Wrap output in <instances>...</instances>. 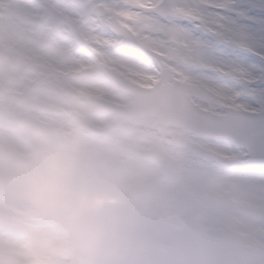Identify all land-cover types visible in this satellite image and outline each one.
Returning a JSON list of instances; mask_svg holds the SVG:
<instances>
[{"label": "rangeland", "instance_id": "1", "mask_svg": "<svg viewBox=\"0 0 264 264\" xmlns=\"http://www.w3.org/2000/svg\"><path fill=\"white\" fill-rule=\"evenodd\" d=\"M108 3L106 7L108 8L109 12L113 11L115 15L119 17L117 3L118 0H107ZM122 2L125 0H121ZM163 0H147L148 3L153 4L154 7H157L161 4ZM169 4L172 7L173 14L175 12H181L187 10L185 7V3L187 0H168ZM3 2V1H1ZM142 2H146L142 0ZM139 4H141L138 1ZM32 5V14H38L41 10V6L39 2L31 3ZM135 9L139 10L140 7L137 6ZM198 18V17H194ZM176 18L172 17V20ZM126 24H129L130 29L134 33V35H138L140 39H137L138 42L145 44L142 38V30L139 29L134 22L129 23L128 21H124ZM171 22V19H170ZM172 26V25H171ZM98 27V30H100ZM234 42V41H233ZM149 45V44H146ZM1 47V46H0ZM151 48V47H150ZM154 49V48H152ZM155 50V49H154ZM163 53V52H162ZM167 54L170 56V53L167 51ZM166 55V53H165ZM235 57L231 64L235 62ZM4 58L6 59L7 56L4 54ZM202 66L209 67L210 69L218 70L221 67H229L227 65L230 64L231 60L220 58V59H211L209 57L201 59ZM228 61V62H225ZM230 61V62H229ZM7 61L4 60L3 64L0 66V75L6 73L4 71V66L6 65ZM230 64V65H231ZM243 69V68H242ZM131 70V69H129ZM243 74V71H241ZM201 78V77H199ZM197 78V79H199ZM191 79H187L190 81ZM214 80L213 76H209V78L202 77V80L199 82H190V87L193 93V96L196 98L197 101L201 102V104H208V107L213 110V105L218 106L219 101L217 100L218 89L213 88L210 81ZM209 81V82H208ZM200 86L202 88H200ZM204 89V90H203ZM211 91L212 95L215 94L214 101L211 100V95L207 94L206 91ZM11 97H9L8 101L10 102ZM116 99V98H114ZM125 101L124 99H122ZM4 100L1 102V106L8 111H11L9 103L5 102ZM13 103V99H12ZM221 104V103H220ZM9 105V106H8ZM96 118V117H95ZM115 119L116 118H112ZM45 121L46 127L49 130L50 136L48 138H38L35 136H31L28 133H25L21 130H18L19 127L12 125L13 123L9 120H0V136L10 134V131L17 132L19 134L18 140H13L11 144L6 142L5 139L0 138V173L4 177L7 176H16L22 178H28L34 175V167L33 162L36 161L38 158L47 159L52 167H57V162L54 158L52 153V149L56 146L61 145L62 143L60 140L62 139H74L76 136L73 131L74 127L70 123H63L60 122V114L55 112L51 116L43 117ZM84 123V122H82ZM110 123V122H109ZM114 122H111L113 126ZM147 122H138L133 124L127 125L128 129L131 128L136 131H140V128L145 125ZM85 124V123H84ZM9 125H12V129H9ZM98 126L102 125V123H98ZM139 127V128H136ZM119 128V134L117 131L109 134L107 136L108 139L96 140V141H104L108 142L111 145V152L110 150L107 152V156L103 157L106 159H122L121 154H127L129 156L130 163L132 164L134 170H132V177L131 181L144 187L146 190L149 191H156L155 184L161 182L162 179H168L167 186L173 187L178 190H192L193 184L191 180L193 176L200 175L205 177L208 183L213 181L212 174L210 172V167L208 166V162L204 160L203 156L199 155V151L192 150L184 145H180V143L173 144L172 141H163V138H157L156 142L162 141V147L159 148V152L163 158L161 165H154L149 164L142 158V154L146 149V145H148V141H131L130 135L126 131L120 132V126L115 127ZM17 130V131H16ZM158 134V133H156ZM169 134H172L169 132ZM131 141V142H130ZM202 142V141H200ZM66 143V142H65ZM207 143V142H205ZM71 148H74L70 144ZM134 145L136 146V151L134 149ZM215 145V144H212ZM11 147V148H10ZM21 147H26L27 150H22ZM127 147V148H126ZM138 147V148H137ZM221 147V146H219ZM148 148V147H147ZM72 149V156L74 157L75 151ZM139 149V150H138ZM22 152L24 155H27L28 152L31 153L29 156L34 157L32 163H15L13 161H9L4 158V152ZM3 152V153H2ZM219 157L221 158V168L219 169L220 172L223 174L226 170L231 169L229 166L230 161H234L240 166L243 167L246 160V155L243 153L235 154L231 153L230 151H226L225 149L219 150ZM119 154V155H117ZM79 156V155H78ZM89 159L92 157L87 156ZM182 159V163H179V158ZM102 158V159H103ZM173 159V160H172ZM203 159V160H201ZM97 160V159H95ZM136 160H139L138 163H135ZM88 161V160H87ZM122 161V160H121ZM146 163V164H145ZM203 165V166H202ZM201 166L203 168H201ZM140 167V168H139ZM136 169V170H135ZM233 169V168H232ZM85 171L88 168L84 169ZM143 172L141 173L140 172ZM223 170V171H221ZM177 172L186 173L189 172L190 174H186L185 180L177 183H170L169 180L172 177L177 176ZM226 173V172H225ZM16 174V175H15ZM90 174H96L95 172H90ZM181 175V174H179ZM225 175V174H224ZM239 178H260L264 180V175L262 176H254V175H242L238 176ZM159 178V179H158ZM158 179V180H157ZM109 181V179H107ZM215 188L209 189V194L216 192L218 194L219 200L216 202L209 201L203 202L200 204L199 207L196 206L194 203H187L183 202L182 208L177 212V218L181 220L180 224H175L173 227V232L177 233V237L170 243L169 237H165L163 241L157 240L154 236H146V238H142L141 241L138 237L133 236L134 229L129 226V223L124 215L119 217V221H113V226L115 230V234L111 235L114 236V246L116 247V252L120 254L127 253L128 256H134L132 262L138 261V252L142 251L143 253V261L147 264H170V260L168 259L167 254H169L171 250V245L177 246V254H176V261L177 264H186L192 262V264H264L263 261H260L256 258L255 261H251V257L258 255L259 251L257 249L252 248L248 245L245 248H241L240 244L242 243L239 238L243 236H250L252 241L263 244L264 243V185L255 184H247L244 181H236L230 180L225 181L222 183H214ZM104 188L107 189L109 192L111 190H115L120 188V186H114L113 184H104ZM115 188V189H114ZM121 189V188H120ZM196 190V189H195ZM195 195H199L198 192ZM195 199H200L199 196H194ZM111 200H109L110 202ZM104 202V201H100ZM114 203H117L114 200ZM7 203H2V211L3 209H9V206H5ZM187 204V210L183 215V211L185 205ZM214 214L216 217L220 219L217 223H212L209 221L210 216ZM209 215V216H208ZM13 216V215H12ZM206 218V220H204ZM108 219V217H107ZM204 220V221H203ZM191 222V227L197 229H204L208 233L205 232L204 235L200 236H193L191 235V230H186L183 232V229L187 226L188 223ZM190 226V225H189ZM16 225L14 224H6L0 227V234L5 232H10L14 230ZM110 236V237H111ZM201 239L198 241V250L196 253H190L187 249H189L187 239ZM224 245L222 247V243ZM184 243V244H183ZM221 243V244H220ZM183 244V245H182ZM182 245V247H181ZM181 247V248H180ZM180 248V249H179ZM230 250V251H227ZM97 251L94 249V246L87 251V255L91 254L90 259L93 258L95 261L94 264H100L101 262H97L96 260L97 255L100 257H106L108 261L111 259L109 256L111 255L112 251L107 249H98ZM245 251V252H244ZM98 252V253H96ZM254 253V255H252ZM244 255V256H243ZM162 256V259H161ZM191 258V261L186 262V258ZM120 258V256H119ZM199 260V261H198ZM80 261L82 264L83 261ZM97 262V263H96ZM119 262V261H118ZM130 264H136V263ZM174 262V261H173ZM186 262V263H185ZM120 264V263H118Z\"/></svg>", "mask_w": 264, "mask_h": 264}, {"label": "bare ground", "instance_id": "2", "mask_svg": "<svg viewBox=\"0 0 264 264\" xmlns=\"http://www.w3.org/2000/svg\"><path fill=\"white\" fill-rule=\"evenodd\" d=\"M2 1L3 4L0 6L2 14L0 19V34L2 44L5 46L6 50L12 54L14 53L12 48H14L17 41L12 36L13 32L28 35L27 38L19 39L20 44L42 43L44 39L40 37L41 35L39 37H33L32 34H47L49 31L45 26L39 23L40 21L38 17L32 16L30 12L32 6L30 3L27 0ZM138 1L139 0H125L117 3V9L122 17L120 20L128 21L129 23L134 22L135 25L142 30V35L144 36L146 43L162 49L163 51H168V49L171 50L174 62L182 65L190 75H193L194 77H208V74L211 71L200 67V60L207 57L211 59H220L224 57H220L217 52L208 48L204 41L200 39H191L185 35L183 23H181V17L190 15L193 10L179 12L176 16H178L179 19H177V21L180 23L171 27L170 22L169 24L164 23L159 17L151 12L153 4L148 3L147 0L141 4H139ZM137 6L140 7L139 10L135 9ZM104 38L107 39V42L115 40V38L110 35H105ZM225 59L232 61L233 57ZM130 62L135 63L132 60ZM121 127L125 128L126 126L122 123ZM9 129L11 130L12 128L9 127ZM157 129V122L150 121L146 123L142 130L136 131L131 128L130 130H127V133L130 135L131 141L137 142L144 140L148 141L147 144L150 145V141L156 139ZM123 130L126 129H122V131ZM168 132L171 133V131ZM117 134H119V130ZM18 136L19 134L17 132L10 131V134L1 135L0 138L5 139L6 142L11 144L13 140H18ZM181 144L192 150L199 151V155L203 156V159L208 162L213 181L208 183L205 177L195 174L191 180V183L193 184L192 190H178L167 186L168 179H162L161 182L155 184L156 191H149L140 185L132 183L131 170L130 172H127L130 169V162H123L115 159L101 160V162H97L96 165H103L106 167L104 183H106V176L121 178L126 189L122 190L124 193L119 194L105 193L103 190L97 191L95 188L100 182L99 179L102 173L99 175L87 174L90 177V183L88 189L81 197L80 207L91 208L107 213L108 226L105 230L106 236H110L113 233V217L118 214V212H121L127 216L132 224H134L136 231L138 232V237H146L150 235L154 236L157 240L163 241L165 237L171 235L175 224L181 223V220L177 218V212L182 208L183 202L193 201L196 192L200 195V199L197 201L200 204L203 202L209 203L210 200L213 202L219 200L216 192L209 194V189L215 188L214 183L236 180L240 182L244 181L247 184L257 183L262 186L264 185V180L260 178H239L236 175L225 176L221 174L219 171V167H221L220 157L218 155L219 147L200 143L189 137H182ZM12 159L18 158L16 155H12L10 156V160ZM138 162L139 160H136L135 163ZM179 163H182L181 158H179ZM202 166L201 168H203ZM175 174H177V176L172 177L169 180L170 183L179 184L178 182L185 180L186 174L190 173L177 172ZM23 179L24 178L22 177L15 178L9 176L0 180V227L8 223L16 225L12 216L11 207L9 206V209L4 208L2 211L3 207L1 204L7 203L5 206L10 204L13 197L11 186ZM112 198H117L118 203L111 204L99 202ZM205 232L208 233L204 229H196L195 235L201 237ZM239 239L243 242H247L252 248L257 249L259 253L258 255L255 254V257L264 262V243L258 244L252 241L250 236H243ZM103 246L102 243L95 245V247ZM194 249L193 246H189V249L187 250L192 253L194 252ZM137 256L138 259L142 260V251H139ZM132 259L133 258H130L128 261Z\"/></svg>", "mask_w": 264, "mask_h": 264}, {"label": "clouds", "instance_id": "3", "mask_svg": "<svg viewBox=\"0 0 264 264\" xmlns=\"http://www.w3.org/2000/svg\"><path fill=\"white\" fill-rule=\"evenodd\" d=\"M52 153L57 167L38 158L34 175L11 186L16 227L0 234V264H87V251L107 242V213L80 207L90 177L69 145Z\"/></svg>", "mask_w": 264, "mask_h": 264}, {"label": "snow or ice", "instance_id": "4", "mask_svg": "<svg viewBox=\"0 0 264 264\" xmlns=\"http://www.w3.org/2000/svg\"><path fill=\"white\" fill-rule=\"evenodd\" d=\"M187 7L194 15L181 17L185 35L204 41L220 57H242L243 67L254 77L242 85V91L255 118L237 119L226 110L214 122V131L236 138L264 159V0H188ZM171 13V5L164 0L159 16L167 18ZM241 35L247 43L237 53L233 40ZM230 79L225 77V82Z\"/></svg>", "mask_w": 264, "mask_h": 264}, {"label": "water", "instance_id": "5", "mask_svg": "<svg viewBox=\"0 0 264 264\" xmlns=\"http://www.w3.org/2000/svg\"><path fill=\"white\" fill-rule=\"evenodd\" d=\"M165 101H167V100L162 99V104H165ZM169 106L171 107V109H173L174 102ZM162 114H164V113H162ZM172 114H173L172 115L173 117H176L178 120L182 119L186 123V119L182 116L183 113H180L179 111H175V109H173ZM155 116L161 118L162 120L166 121L167 123L172 122L174 124H178V125H180V127H183L185 129V131H187L189 133H193L198 137L213 139V140H217V141L231 142V143L235 144L238 148L247 150L250 153L251 162H250L249 166H251L255 169L264 168V159H262L257 154L251 153L246 148V146L244 144H240L239 140H237L236 138H234L230 135L214 131V122L216 121L217 118H212V117H209L207 115H199L196 113L195 110H189L188 111L189 119L187 120V124L181 125L180 123H178L176 121L168 122L162 115L155 114ZM173 117H171V118H173Z\"/></svg>", "mask_w": 264, "mask_h": 264}, {"label": "flooded vegetation", "instance_id": "6", "mask_svg": "<svg viewBox=\"0 0 264 264\" xmlns=\"http://www.w3.org/2000/svg\"><path fill=\"white\" fill-rule=\"evenodd\" d=\"M246 101H247V97H246V99H245L244 101L239 100V101H238V104H239V105H242V104L247 105V104L245 103Z\"/></svg>", "mask_w": 264, "mask_h": 264}]
</instances>
